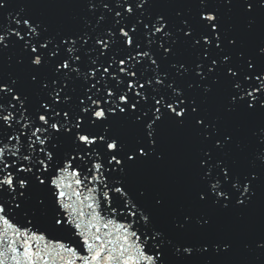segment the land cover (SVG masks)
<instances>
[{
    "label": "snow or ice",
    "instance_id": "obj_1",
    "mask_svg": "<svg viewBox=\"0 0 264 264\" xmlns=\"http://www.w3.org/2000/svg\"><path fill=\"white\" fill-rule=\"evenodd\" d=\"M0 264H264V0H0Z\"/></svg>",
    "mask_w": 264,
    "mask_h": 264
},
{
    "label": "water",
    "instance_id": "obj_2",
    "mask_svg": "<svg viewBox=\"0 0 264 264\" xmlns=\"http://www.w3.org/2000/svg\"><path fill=\"white\" fill-rule=\"evenodd\" d=\"M13 68L8 67L7 63H0V73L13 71Z\"/></svg>",
    "mask_w": 264,
    "mask_h": 264
}]
</instances>
